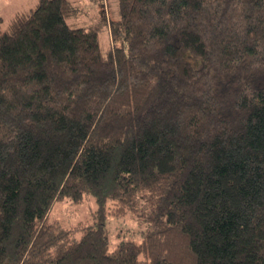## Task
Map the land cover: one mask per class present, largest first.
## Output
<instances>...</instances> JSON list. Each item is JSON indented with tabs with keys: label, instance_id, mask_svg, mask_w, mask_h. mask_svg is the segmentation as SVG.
<instances>
[{
	"label": "trees",
	"instance_id": "obj_1",
	"mask_svg": "<svg viewBox=\"0 0 264 264\" xmlns=\"http://www.w3.org/2000/svg\"><path fill=\"white\" fill-rule=\"evenodd\" d=\"M118 1L106 50L70 0L0 29V264H264V0Z\"/></svg>",
	"mask_w": 264,
	"mask_h": 264
},
{
	"label": "rangeland",
	"instance_id": "obj_2",
	"mask_svg": "<svg viewBox=\"0 0 264 264\" xmlns=\"http://www.w3.org/2000/svg\"><path fill=\"white\" fill-rule=\"evenodd\" d=\"M70 1L75 11L68 19V23L74 28L101 25V10H104L105 15L107 14L110 19H118V0ZM38 5L39 0H0V29H5L14 16L36 9ZM100 27L103 29L100 34L101 45L103 50H106L109 48V43L112 42L109 24L108 29L103 24ZM108 208L110 211L114 209L113 202L108 204ZM96 209V201L93 197L86 198L80 204H73L69 201L57 202L50 212V220L58 221L67 228L75 227L80 223H93ZM106 225L112 248L124 238L135 237L133 239L140 242L145 230V222L133 214L108 215Z\"/></svg>",
	"mask_w": 264,
	"mask_h": 264
}]
</instances>
